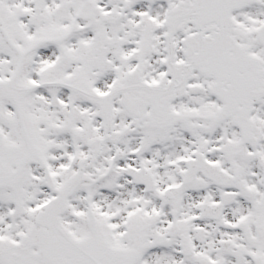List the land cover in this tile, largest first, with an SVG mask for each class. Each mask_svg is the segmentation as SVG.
Wrapping results in <instances>:
<instances>
[{
  "label": "snow or ice",
  "instance_id": "6c2138e0",
  "mask_svg": "<svg viewBox=\"0 0 264 264\" xmlns=\"http://www.w3.org/2000/svg\"><path fill=\"white\" fill-rule=\"evenodd\" d=\"M0 264H264V0H0Z\"/></svg>",
  "mask_w": 264,
  "mask_h": 264
}]
</instances>
